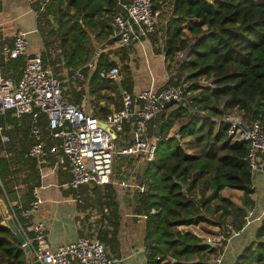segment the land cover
Instances as JSON below:
<instances>
[{"label":"trees","instance_id":"16d2710c","mask_svg":"<svg viewBox=\"0 0 264 264\" xmlns=\"http://www.w3.org/2000/svg\"><path fill=\"white\" fill-rule=\"evenodd\" d=\"M29 1L41 38L43 66L58 75L63 98L78 104L85 93L84 79L75 85L71 79L64 81L63 75H72L87 61L93 49L89 31L98 29L96 37L112 33V16L120 10L117 0ZM161 4L168 5V10L162 11L167 19L157 26L162 40L160 48L153 50L162 51L170 62L167 66L175 65L176 70L164 85H180L182 75L190 85L184 88V100L164 104L148 123V135L159 136L153 159L142 170L148 189L143 193L125 191L117 198L116 182L126 174L122 167L134 161L133 156L117 152L111 183L83 184L70 191L77 210L94 208L99 212L94 233L111 252L120 222L119 203H131L135 214L145 216L142 243L147 264H212L232 230L242 229L247 210L254 206L252 173L246 159L248 142L230 135V125L222 118L238 113L246 126L258 121L264 128V0H152L154 9ZM149 38L155 42L156 34L150 33ZM181 51H186L184 60L178 59ZM23 65L20 57L2 62V75L15 82ZM112 65L114 62L101 54L95 70ZM122 68L117 82L99 78L97 71L87 81L90 107L100 118L111 106H121L118 87L130 93L127 66ZM202 78L210 85L199 84ZM31 120L32 113L19 118L9 112L0 116L9 138L0 142V198L6 207L17 184L25 187L21 205L26 207L33 198L31 188L39 184L41 163L54 162L47 154L39 163L24 156L33 141ZM37 125L48 147L54 141L47 134L42 114ZM127 130L114 140L116 151L132 145ZM234 190L242 194L239 203ZM19 222L23 227L29 224L24 219ZM191 226H199V230L184 229ZM219 233L223 235L219 243H204ZM256 238L235 264H264V217ZM0 264H28L23 248L4 225L2 213Z\"/></svg>","mask_w":264,"mask_h":264},{"label":"built area","instance_id":"2783aa9c","mask_svg":"<svg viewBox=\"0 0 264 264\" xmlns=\"http://www.w3.org/2000/svg\"><path fill=\"white\" fill-rule=\"evenodd\" d=\"M117 4L120 10L112 16L111 36L117 38L120 46L126 47L130 42L146 38L154 31L159 13L153 8L152 0H128L126 3L117 0ZM41 55L42 51H29L23 33L14 34L10 45L0 46V116L9 112L11 116L19 118L23 114L32 113L30 135L33 141L24 156L33 158L38 163L46 154L52 156L54 166H61L70 174V179L63 184L64 188L69 190H77L83 184L103 186L111 183L114 154L118 152L133 156V163L122 167L126 172L125 176L116 182L117 198L120 199L125 191L131 193L147 191L148 180L143 177L142 170L145 163L152 161L156 141L159 139L158 135H148L147 126L164 104L184 100L182 86L163 85L159 90L142 89L133 95L120 91L121 106L113 107L104 118H100L93 114L90 107L91 98L86 91L78 104L70 103L63 98L60 80L47 66H43ZM97 56L96 51L83 65L87 71L85 76L81 69L75 70L71 79L75 85L84 79L82 87L85 90L90 78L88 76L94 71H97L101 79L113 82L119 80V69L116 65L95 70L91 60ZM185 56L186 51H181L178 59L182 60ZM18 57L23 59L24 65L18 80L13 82L9 77L2 75L1 64ZM64 81H68V78L66 77ZM39 114L44 116L47 134L54 141L48 147L44 145L46 137L40 136L37 125ZM222 119L229 123L230 135L248 142L246 159L251 173H264V128L260 122L254 121L248 125L250 129H246L241 114H226ZM101 123L104 127L100 125ZM106 128L115 134L114 139ZM125 128H128L127 133L131 135L133 143L116 151L113 142L121 138ZM8 140L0 125V142L5 143ZM31 195L33 198L26 207L17 202H8L7 208L9 216L16 223L30 250L28 264L112 263L105 246L94 233L99 217L96 209L81 213V218L87 216L90 229H85L73 241L50 248L42 221L24 227L19 222L20 219L27 220L40 204L37 187L31 188ZM72 200L76 202L73 196ZM150 212H153V209ZM138 216L145 217L143 214ZM228 229L231 230L232 227L228 225ZM232 233L237 232L232 230ZM222 239L223 235L219 233L208 237L207 241L214 246ZM221 254L211 261L219 263Z\"/></svg>","mask_w":264,"mask_h":264},{"label":"crops","instance_id":"0c3cea01","mask_svg":"<svg viewBox=\"0 0 264 264\" xmlns=\"http://www.w3.org/2000/svg\"><path fill=\"white\" fill-rule=\"evenodd\" d=\"M167 6L161 4L160 8L157 9L159 13L158 27L159 24H164L167 19V15L162 14L163 10H168ZM158 27H155L153 31L156 34L155 42L150 40L148 34L146 38L132 41L126 47L120 46L117 39L109 42L112 40L111 34L105 37H102V35L96 37L94 34L99 31L98 29L92 32L89 31L93 49L87 61L97 51L98 56L91 60L94 67L98 57L103 53L109 58H107L108 61H112L114 65L118 66L119 70L120 65L122 67L126 65L128 79L131 83L129 94L133 95L142 89L159 90L166 80L174 75L175 71L167 66L170 65V62L165 60L162 51L155 52L153 50V48H160L161 46L162 32L158 30ZM16 33L24 34L29 51H42L41 38L35 28V13L31 9L30 1L0 0V41L3 42L2 44L10 45L13 35ZM83 65L80 69L82 74L85 75L87 71L83 68ZM121 72H123V68L120 70L119 76ZM72 75H63V79L67 77L69 81V79H72ZM54 76L58 79V75ZM85 91L89 96L87 88ZM112 108L113 106L110 107V110ZM69 179L70 174L68 171L61 166H54V162L43 161L39 167V184L36 187L41 201L38 208L27 220L29 224L36 221L43 222L46 240L50 248L73 241L85 229L91 228L87 223L88 218L85 222L81 221V213L83 212L77 210L75 202L72 200L71 191L63 186ZM252 184L254 188V206L247 211L242 229L228 237L220 262L211 261L212 264H235L238 256L252 242H256V232L264 217V173L252 174ZM15 186L17 188L9 194L10 203L17 202L21 205L25 187L21 184ZM241 195V192L234 190V198L238 203ZM130 204L119 203L120 222L116 234V244L112 246L113 253L105 247L112 259L111 264H147L142 243L144 218L139 217V214H135L132 210V204ZM193 227L199 230V226ZM198 230L192 229L190 231L195 232ZM79 232L81 233L79 234Z\"/></svg>","mask_w":264,"mask_h":264},{"label":"water","instance_id":"95a60500","mask_svg":"<svg viewBox=\"0 0 264 264\" xmlns=\"http://www.w3.org/2000/svg\"><path fill=\"white\" fill-rule=\"evenodd\" d=\"M118 90H119V92L121 91L119 87H118ZM100 125L102 127H104L103 123H101ZM245 127H246V129H250L249 126H245ZM106 130L110 133L111 138L114 139L115 134L113 132H111L109 128H106ZM1 212H2L4 225L11 231L16 243L23 248V251L25 254L30 253V250H29L27 244L25 243L23 235L21 234V232L18 229L14 220L9 216L7 209H5L4 207H1ZM204 243L208 244L210 246H213V243H211L209 241H205Z\"/></svg>","mask_w":264,"mask_h":264},{"label":"rangeland","instance_id":"374dc122","mask_svg":"<svg viewBox=\"0 0 264 264\" xmlns=\"http://www.w3.org/2000/svg\"><path fill=\"white\" fill-rule=\"evenodd\" d=\"M158 26V22H157V24H156V26L155 27H157ZM92 53V52H91ZM91 53H90V55H91ZM89 55V56H90ZM105 58H106V60L108 61V57L103 53L102 54ZM108 58V59H107ZM187 58V54H186V56L185 57H183V59L182 60H184V59H186ZM176 67H177V64H176ZM171 68H172V70H174L175 71V73H176V70H175V65H172L171 66ZM122 69V65H120V70ZM120 70H119V74H120ZM174 73V74H175ZM120 77H121V75H120ZM198 82H199V84H201V85H210V81H208V80H204L203 78L202 79H199L198 80ZM179 84H180V86H182V88L184 89V88H187V87H189V85H190V82L189 81H185L184 80V76L182 75V77L180 78V81H179ZM108 95H110L112 98H113V96H114V94L112 93V92H109V93H107ZM114 107V106H113ZM233 115H235V113L233 114ZM139 170H141V167H140V169ZM118 200V199H117ZM118 202H119V200H118ZM1 207H5V209H7L8 208V205H7V207L6 206H4L3 204H2V202H1V198H0V213H2L1 212ZM190 228V229H189ZM186 229H188V230H198V228H195V227H187ZM263 240H264V238H263ZM29 256H30V253H27L26 254V259L28 260L29 259Z\"/></svg>","mask_w":264,"mask_h":264}]
</instances>
